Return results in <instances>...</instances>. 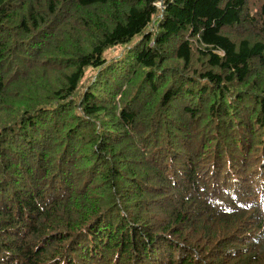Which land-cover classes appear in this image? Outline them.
Wrapping results in <instances>:
<instances>
[{"label": "trees", "instance_id": "16d2710c", "mask_svg": "<svg viewBox=\"0 0 264 264\" xmlns=\"http://www.w3.org/2000/svg\"><path fill=\"white\" fill-rule=\"evenodd\" d=\"M0 264H264V0H0Z\"/></svg>", "mask_w": 264, "mask_h": 264}, {"label": "rangeland", "instance_id": "374dc122", "mask_svg": "<svg viewBox=\"0 0 264 264\" xmlns=\"http://www.w3.org/2000/svg\"><path fill=\"white\" fill-rule=\"evenodd\" d=\"M120 50H121V47L112 48V49L108 50L105 53V58L108 61H111L112 59H115V58L119 57V54L121 52ZM95 73H96V70H94V71L93 70L86 71L85 76H84V80H86V82H88L89 80H91L93 78Z\"/></svg>", "mask_w": 264, "mask_h": 264}]
</instances>
